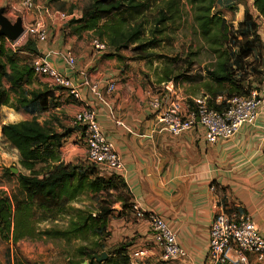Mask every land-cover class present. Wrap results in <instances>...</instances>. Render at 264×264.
I'll use <instances>...</instances> for the list:
<instances>
[{
    "label": "crops",
    "instance_id": "obj_1",
    "mask_svg": "<svg viewBox=\"0 0 264 264\" xmlns=\"http://www.w3.org/2000/svg\"><path fill=\"white\" fill-rule=\"evenodd\" d=\"M6 1L12 9L21 2ZM234 6L236 15L233 21L237 24L243 19L245 7L238 3ZM0 8L5 12L3 5ZM25 12L29 21H24L22 16L23 25L38 23L47 31V40L36 43L38 50L53 68L78 84L81 96L74 100L64 89L50 87L42 77L43 88L53 90L50 103L57 102L56 106L41 113L43 121L54 118L61 123L55 129L61 131L72 124L69 118L64 119L63 106L69 116L85 105L95 111L102 130L113 142L124 164L123 170L105 171L103 175H119L132 202L165 220L184 251V255L171 264H217L207 259L208 227L217 211L245 213L264 234V76L251 80L252 88L258 90L262 99V112L253 124H245L233 136L219 138L214 143L207 141L204 127L198 120L190 129L173 135L157 122V115L149 106V99L160 96L161 92L149 91L143 77L134 72L135 67L123 69L121 59L105 55L109 50L95 52L90 47L78 50L71 43L64 42L61 35L60 38L57 34L53 37L55 27L49 25L54 24L57 16L44 10L42 3L34 1L32 8ZM249 12L262 25L258 26V33L264 46V18L258 17L255 8ZM6 15L11 20V12ZM5 41L9 42V39L5 37ZM122 52L119 54L124 60ZM68 54L74 56L75 65H68ZM207 66L192 65L184 78L158 80L161 86L168 84L166 90L162 89L165 92L162 97L168 102L172 99L191 102L209 94L207 86L214 89L215 85L209 84L205 73ZM109 80L116 81L112 93L106 92ZM93 83L97 84L96 90L91 88ZM28 88L42 87L31 83ZM149 92L153 94L149 95ZM74 135L78 134L71 132L63 145ZM77 146L75 144L72 148ZM116 203L118 209L108 218L107 243L116 244L117 241L119 245L126 242L127 252L144 251L138 264L156 263L160 251L152 240L148 222L135 218L129 208L122 209L120 201ZM247 264H264V260L258 261L250 255Z\"/></svg>",
    "mask_w": 264,
    "mask_h": 264
},
{
    "label": "trees",
    "instance_id": "obj_2",
    "mask_svg": "<svg viewBox=\"0 0 264 264\" xmlns=\"http://www.w3.org/2000/svg\"><path fill=\"white\" fill-rule=\"evenodd\" d=\"M179 1L167 0L165 6L158 9L154 17V27L150 30L151 37L147 40H144L145 30L141 24L132 26L126 24L128 17L134 18L144 11L145 3L142 0H90L81 10L79 18L71 19L67 24L76 35L80 36L83 31H92L97 35L95 37L104 40L109 48L106 56H117L122 60L119 52L122 48L132 45L134 57L146 59L153 56L148 50L156 47L162 40L157 37L167 30V22H174L179 15L177 6ZM186 1L191 5L198 34L212 57L205 68L209 84L215 85L214 89L207 86L208 105L220 110L225 105V99L232 95L248 94L252 88V78L264 76L263 61L261 63L247 61L254 50L264 59V46L258 33V23L248 8H245L243 19L234 28L224 21L219 12L214 11L216 0ZM252 4L258 17L264 18V0H252ZM112 15L115 17L112 18ZM229 32L232 34L230 38L236 49L230 48L226 43ZM4 42L5 37L0 36V108L7 106L15 111L22 110L30 113L32 118L0 126L1 137L17 150L19 164L28 171L16 174L17 185L24 193V199L14 198L10 201L8 196L0 194V236L13 243L24 237L35 235L41 237L43 234L64 239L72 237L85 239L88 234L105 235L108 238V218L115 210L112 206L118 201L121 202L122 209H130L132 205L123 179L115 173L110 175L96 173L94 164L92 168H83L80 163L62 161L61 148L73 127L57 131L51 120L38 121L33 114L50 107L53 90L49 87L32 89L26 87L35 75L31 58L38 53L36 42L30 37L27 38L29 62L17 59L14 52L5 47ZM172 60L176 64L180 59L175 56ZM181 61L188 64L187 70L184 71H189L193 61L191 59ZM174 71L175 69L164 67L159 81L184 78L185 72ZM218 95L223 97L220 103L215 102ZM74 127L79 130L77 126ZM37 164L41 166L36 167ZM7 171L11 172L9 168ZM121 190H125V193ZM114 191L117 193L114 194ZM89 192L94 194L104 192V195H99L95 212L87 213L83 209L68 205ZM69 208L73 214L64 229L37 231L34 226L36 211L57 213L68 211ZM93 244L80 245L76 248L79 259L74 264L86 259L89 264H100L101 261H96L94 256L101 255L103 251L108 254L106 261L113 260L114 264H131L126 242L112 249L98 241ZM112 254L114 256H111ZM68 261L71 263L70 259Z\"/></svg>",
    "mask_w": 264,
    "mask_h": 264
},
{
    "label": "rangeland",
    "instance_id": "obj_3",
    "mask_svg": "<svg viewBox=\"0 0 264 264\" xmlns=\"http://www.w3.org/2000/svg\"><path fill=\"white\" fill-rule=\"evenodd\" d=\"M18 0L16 2H20ZM43 4V9L47 12L56 13V19L54 24H50L53 28L55 27L53 37L57 34V37L60 35L63 37V41L66 43H71L72 47H75L78 50H82L85 47L91 48V40L97 36L92 31H83L82 34L76 35L72 31V27L67 23L71 19L79 18L81 10L90 2V0H33ZM145 3L144 11L138 13L134 18L128 17L126 24L132 26L135 24H141L145 30L144 40H147L151 37L150 30L154 27V17L157 14V11L160 7L165 6L167 0H142ZM214 11L219 12L223 17L224 21L229 25H232L234 28L237 27L236 22H234L235 13L234 6L236 3L241 4L245 8H248L251 11H254V7L251 4L252 0H216ZM6 0H0V5L5 7V12H11L12 22H16L19 18L24 21H29L25 8L23 5H17L12 9L10 5H6ZM179 7V15L176 17L174 22H167V30L162 33L157 38L162 40L156 47L150 48L148 51L153 53V56L146 59H137L135 54H133L132 45L128 48H122L124 60H121L120 64L125 69L127 66L135 67L134 72H139L143 77L145 84L148 86V90L153 93H160L161 96L165 95V92L162 91L164 86L158 84V80L162 76V71L164 67L168 69H175V73L187 70L186 66L188 64L182 62L184 59H191L193 65L207 66L209 60H212V57L209 53V50L206 44L200 38L196 25L193 21V11L190 3L186 0H180L177 4ZM63 14V16H61ZM235 14V15H234ZM122 16H128V14H121ZM15 16V17H14ZM112 18L115 15L111 16ZM51 23V22H50ZM232 23V24H231ZM126 25V26H127ZM236 25V26H235ZM258 26H262L259 25ZM231 32L228 33V43L230 48L236 49V46L230 38ZM60 38V37H59ZM98 38V37H97ZM12 41V40H11ZM10 41V43H11ZM15 41V45L12 48L9 45L8 41L4 42L6 48L13 51L15 57L22 61H30L29 52L26 47L28 45L27 38L24 34L19 36ZM33 42V41H31ZM34 43V42H33ZM109 50V48H108ZM107 50V51H108ZM190 55L188 58L187 56ZM256 50L252 52V56L247 58L248 62L261 63L263 61L262 55ZM178 57V63H173L172 58ZM132 62V63H131ZM256 67L258 65L256 64ZM187 72V71H186ZM250 73V70H249ZM249 77V76H248ZM31 83H34L37 86L43 87V78L40 76H34ZM27 83L26 87L31 85ZM48 83V82H47ZM7 85V84H6ZM46 86V85H45ZM50 87H53L50 85ZM30 89V88H29ZM166 90V88L164 87ZM153 94V93H151ZM57 102H51L50 108L56 106ZM48 109V110H49ZM64 113H66V118L72 121V116H69L66 112V107L62 108ZM47 110V111H48ZM43 111L36 112L33 114L38 119L43 122ZM32 115L25 111H15L7 106H2L0 108V124L17 122L20 120L31 119ZM61 121V119H59ZM53 127H59L60 122L56 121L54 118L51 120ZM69 121V120H68ZM66 126V125H64ZM66 127H73L74 138H71L65 145H63L62 152H60V157L63 162H72L80 163L82 167L92 168L94 165L90 164L86 159L85 147L81 142V132L76 129L73 124H68ZM64 127V128H66ZM77 144V147H73ZM18 153L17 150L11 147L6 141L3 140L0 134V194L4 197H9L10 201H13L14 198L24 199V193L17 185L16 174L20 171L28 173L18 162ZM41 164H37L36 167H40ZM7 168L11 172L7 171ZM13 169H16L17 172H12ZM96 173L104 174L98 165L95 166ZM125 193V190H121ZM116 194L117 192H113ZM99 195H104V192L100 194L94 193H84L79 196L75 201L70 202L68 205L70 207H76L83 209L85 212L88 211L95 212L97 210L98 202L100 199ZM118 203H115V205ZM73 211L71 208L68 211L50 213L47 211H36L34 218V226L37 228V231H45L48 229H64L68 223V220L71 218ZM108 231V229H107ZM109 233V231H108ZM109 235V234H108ZM107 236H92L88 234L85 239L72 237L70 239H64L61 237H47L43 234L41 237L35 235L33 237H24L17 240L13 243L10 240L2 238L0 236V264H74L79 256L77 255L76 248L80 245L92 246L95 241L104 244L105 247L111 248L117 245L115 243H107ZM113 259V257H111ZM70 259V262L68 261ZM87 260V259H86ZM100 264H114L113 260H103L99 262ZM87 264L88 260H87Z\"/></svg>",
    "mask_w": 264,
    "mask_h": 264
},
{
    "label": "built area",
    "instance_id": "obj_4",
    "mask_svg": "<svg viewBox=\"0 0 264 264\" xmlns=\"http://www.w3.org/2000/svg\"><path fill=\"white\" fill-rule=\"evenodd\" d=\"M21 5L26 10L31 9L33 0H22ZM23 27L26 38L30 37L36 43L47 40V31L40 24L28 22ZM10 41L9 44L13 48L15 41ZM90 45L95 52L108 50L107 43L97 37L91 40ZM67 63L69 66L75 65L73 55H67ZM31 64L35 76L44 77L48 84L55 88L64 89L74 100L80 99L78 84L70 76L53 68L39 50L32 56ZM167 85L164 83L165 88H168ZM91 88L96 90L97 84L93 83ZM115 89L116 81H107L106 92L112 93ZM208 98V94H205L192 99L191 102H180L177 99L168 102L158 95L149 99V106L155 111L157 122L173 135L190 129L198 120L204 127L206 139L210 143L219 138L233 136L245 124L256 122L262 112V99L256 88H251L246 95H232L225 99V105L220 110L210 107ZM221 100L223 97L218 95L215 102L220 103ZM72 124L81 131V142L84 144L89 163L98 165L103 172L124 169L120 155L113 142L106 137L91 107L85 105L76 110L72 116ZM130 210L135 218L145 219L149 224L152 240L160 251L159 260L153 264H171L174 259L184 255L175 235L162 217L135 202H132ZM127 255L131 264H138L144 251L130 250ZM250 255L258 261L264 260V234L259 232L245 213L215 212L208 227L207 259L211 263L247 264Z\"/></svg>",
    "mask_w": 264,
    "mask_h": 264
},
{
    "label": "water",
    "instance_id": "obj_5",
    "mask_svg": "<svg viewBox=\"0 0 264 264\" xmlns=\"http://www.w3.org/2000/svg\"><path fill=\"white\" fill-rule=\"evenodd\" d=\"M24 32L22 20L19 18L16 22H12L4 12L3 8H0V36L7 37L9 40H16ZM263 73H264V59H263ZM12 172H17L13 169ZM113 209H118L116 205L112 206ZM108 257L107 252L103 251L101 255L94 256L96 261H103ZM79 264H87V260L82 261ZM217 264H220L219 262Z\"/></svg>",
    "mask_w": 264,
    "mask_h": 264
}]
</instances>
